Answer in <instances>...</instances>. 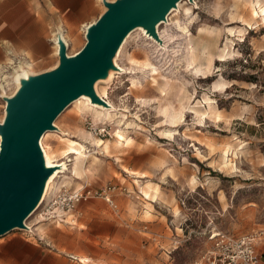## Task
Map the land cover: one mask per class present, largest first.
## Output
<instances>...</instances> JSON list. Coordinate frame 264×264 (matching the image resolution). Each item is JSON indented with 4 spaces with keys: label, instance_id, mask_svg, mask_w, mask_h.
<instances>
[{
    "label": "rangeland",
    "instance_id": "obj_1",
    "mask_svg": "<svg viewBox=\"0 0 264 264\" xmlns=\"http://www.w3.org/2000/svg\"><path fill=\"white\" fill-rule=\"evenodd\" d=\"M186 1L158 27L163 48L141 30L126 39L116 59L126 72L97 84L114 110L71 103L42 138L53 160L63 161L60 134L84 145L49 193L114 187L113 204L95 194L70 211L40 206L31 230L0 236V264H198L211 232L264 228V0ZM88 23L54 32L68 54ZM57 62L52 43L41 58L11 51L0 67L38 74ZM4 107L0 97V121Z\"/></svg>",
    "mask_w": 264,
    "mask_h": 264
},
{
    "label": "water",
    "instance_id": "obj_2",
    "mask_svg": "<svg viewBox=\"0 0 264 264\" xmlns=\"http://www.w3.org/2000/svg\"><path fill=\"white\" fill-rule=\"evenodd\" d=\"M178 1L103 0L105 10L86 27L84 45L68 54L59 40L58 64L30 75L14 95L5 98L6 115L0 122V236L26 228L24 222L54 171L45 165L41 136L55 129L56 117L81 95L106 107L93 85L113 67L112 58L123 39L143 26L160 41L156 24L166 19Z\"/></svg>",
    "mask_w": 264,
    "mask_h": 264
},
{
    "label": "crops",
    "instance_id": "obj_3",
    "mask_svg": "<svg viewBox=\"0 0 264 264\" xmlns=\"http://www.w3.org/2000/svg\"><path fill=\"white\" fill-rule=\"evenodd\" d=\"M97 6L98 0H0V59L11 51L45 57L52 53L51 36L56 30L92 21Z\"/></svg>",
    "mask_w": 264,
    "mask_h": 264
},
{
    "label": "built area",
    "instance_id": "obj_4",
    "mask_svg": "<svg viewBox=\"0 0 264 264\" xmlns=\"http://www.w3.org/2000/svg\"><path fill=\"white\" fill-rule=\"evenodd\" d=\"M5 69L3 68V72H0V84L6 87L11 84V81L10 77L4 74ZM111 189L114 187H106L102 191L94 192L90 189L70 190L69 188H64L57 194L48 192L40 204V206L43 205L42 213L50 215L56 206L70 211L81 199H86L95 194L103 195L107 201L113 204L108 195L109 191H107ZM209 239L212 241V245L203 251L198 264H264L258 249V245L264 244V228L240 235L216 231L209 234Z\"/></svg>",
    "mask_w": 264,
    "mask_h": 264
},
{
    "label": "bare ground",
    "instance_id": "obj_5",
    "mask_svg": "<svg viewBox=\"0 0 264 264\" xmlns=\"http://www.w3.org/2000/svg\"><path fill=\"white\" fill-rule=\"evenodd\" d=\"M100 1H101V3L103 4V0H100ZM185 1H186V0H179V1L177 2L176 6H175L174 8H172V9L170 10V12L166 15V19L163 20V21H161V22H159L158 24H156V33H157V35H158L160 41L157 40V39H155L154 37H152L150 34H148V31H147L143 26H138V27L132 29V30L126 35V37L123 39L121 45L119 46L118 50L116 51V54H115L114 57L112 58L113 67H111V68H109V69L107 70V74H106L105 77L96 80V81L94 82V85H93V88H94L95 93L97 94L98 97H100V98L106 103V105H107L106 107H105L104 105L98 103V102H93V101L91 100V98H90L89 96H87V95H81L80 97H78L77 99H75L74 101H72L71 103H75V105H81V104L83 105V104L85 103V104L88 105L89 108L93 109L94 111H96L98 114H101V115H102L103 111H107V112H109V110H114V107L109 103V101L106 100V99H105V98H104V97L98 92V90H97V84H98L99 82H102V81L104 82V81H108V80H110V79L112 78V76H113L115 73H120V72L122 73L123 71L126 72V70H124L123 68H121V67L116 63V59H117V57H118V55H119V53H120V51H121V49H122L123 44H124L125 41H126V39L129 37V35H130L133 31H135V30H141L142 32H144V34L147 36V38H149L150 40H152V41L158 43L159 46H160L161 48H163L164 45L162 44V39H161L160 36H159V30H158V27H159L160 24H162V23H166V22H167L168 15H169L170 13H172V12L175 11V10H178V8H180V6H181V8H182V3L185 2ZM188 1H191V3H192L193 0H188ZM186 2H187V1H186ZM253 12H254L255 15H256V12H255V11H253ZM261 12H264V7H263V8L261 7ZM93 22H94V21H93ZM93 22L88 23V24L84 27V36H85V29H86V27H88L89 25H91ZM59 40H62L63 43L68 47V43H67V40H66V36L63 35L62 31H59V36H58L57 33L53 34L52 41H53V46L55 47L56 55L58 54V48H59L58 41H59ZM192 50H193V49H192ZM57 64H58V62H57ZM57 64H56V65H57ZM56 65H55V66H56ZM55 66H54V67H55ZM3 68H5V67H0L1 72H3V71H2ZM4 71H5V70H4ZM123 73H124V72H123ZM5 75H6V74H5ZM30 75H32V72L29 71V70H24V71H22V72H20V73H17L15 76H14V74H13V75H6V76L10 77L11 84L14 83V85H15V89H14L13 93L10 94V95H5V93H6L5 91H6V90H4V91H3V94H2L0 97H2V98L5 100V98L14 95V94L16 93V91L20 88L22 81L25 80V79H27ZM0 86H2V85L0 84ZM2 88H4V86H2ZM71 103H70V104H71ZM77 108H78V107H77ZM5 115H6V112H5V107H4L3 117H2V120H1L0 122L3 121ZM53 124H54V123H53ZM54 127H55V129H54V130H50V131L55 132V131H58V130H59V128H58L55 124H54ZM50 131H46L45 133L50 132ZM61 132H63V131H61ZM45 133L41 136V138H40V140H39V145H40V148H41V151H42V154H43V158H44L45 165L48 166V167H54V171L51 173V175H50V176L48 177V179L46 180L45 187H44L43 193H42V195H41V198H40V200H39V203H38L37 207L35 208V210L31 213V215L37 210V208L40 206V204L42 203V201L46 198V196H47V194H48V192H49V189H50L51 186H52L51 184H52L53 180L56 178V175H58L59 173H61V172L67 170L66 167H67V161H68L69 155L74 154V153H77V151H78L79 148H84V145H83L80 141H78V140H76V139H73V138H71L70 136H69V137L61 136V135H66V134H67V133L65 134V133L63 132L64 134H60V135H58L59 138H60V140L63 141V142L65 143V148L60 152V155H59V156H61L60 158H62L63 161H62V160H53L54 155H53V156H50V155L48 154L47 149L45 148V146L43 145V142H42V138H43V136L46 135ZM116 138L120 140V141H119L120 143H123V142L126 141V138H125L124 134H123L121 131H117V132H116ZM0 139H1V138H0ZM98 145H102V149L105 151V153L108 152V150H109V149H108V148H109V144H108L107 142H105V141H100V142L98 143ZM128 171H129V170H128ZM130 173H135V174H136L137 172L130 171ZM142 174H143V173H142ZM50 185H51V186H50ZM82 188H83V187H82ZM143 192H144V191H143ZM144 195H145V197H149V196H150L149 193L146 192V191L144 192ZM153 200H154V199H153ZM24 223H25V226H26V228H24V230H31L30 226H28V225L26 224V220H25Z\"/></svg>",
    "mask_w": 264,
    "mask_h": 264
}]
</instances>
